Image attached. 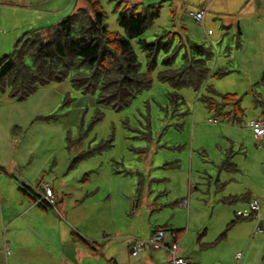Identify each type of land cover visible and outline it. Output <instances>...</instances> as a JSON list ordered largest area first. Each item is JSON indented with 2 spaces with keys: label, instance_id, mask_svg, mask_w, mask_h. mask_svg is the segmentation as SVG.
<instances>
[{
  "label": "rangeland",
  "instance_id": "1",
  "mask_svg": "<svg viewBox=\"0 0 264 264\" xmlns=\"http://www.w3.org/2000/svg\"><path fill=\"white\" fill-rule=\"evenodd\" d=\"M73 1L72 7L81 5V0ZM117 1L104 0L106 22L110 29L121 30L112 10ZM224 1L163 0L161 15L145 36L151 40L156 32L184 26L190 38L213 48L217 67L222 66L217 63L220 57L227 60L228 72L210 83L220 92H246L244 80L249 83V76L233 60L232 21L235 13L248 7H239L236 1L229 6L231 11L222 10ZM206 5L202 26L190 13ZM0 17L1 57L12 51L24 30L17 28L12 11L0 7ZM222 21L225 27L231 23L225 35ZM208 29L214 33L207 34ZM258 84L252 88L264 100ZM170 90L154 79L150 89L122 110L98 105L94 96L79 93L67 80L41 86L22 100L0 93V161L12 171V185L1 178L0 190L6 193L11 186L23 195L18 190L23 179L31 186L32 177L42 173L59 189L61 209L48 212L65 218L75 213L83 224L78 231L86 229L99 244L93 264H142L129 253L128 240L146 238L150 229L161 226L181 229L180 244L191 248L203 235L205 241L220 239L217 244L247 236L244 244L231 249V255L241 253V259L231 258V264H264V138L256 140L248 127L250 109L240 122L228 121L206 107L199 93L185 88L178 111ZM253 99L248 94L242 102L246 106ZM69 144H74L70 150ZM252 197L260 202L261 230L256 232L254 219L235 217ZM182 200L187 207L179 206Z\"/></svg>",
  "mask_w": 264,
  "mask_h": 264
},
{
  "label": "trees",
  "instance_id": "2",
  "mask_svg": "<svg viewBox=\"0 0 264 264\" xmlns=\"http://www.w3.org/2000/svg\"><path fill=\"white\" fill-rule=\"evenodd\" d=\"M162 6L163 0H118L112 9L121 29L117 30L106 22L104 0H81V5L57 22L25 31L12 51L0 57V93L22 100L41 86L67 80L79 93L94 96L98 105L122 110L150 89L155 79L169 85L176 110L184 101L181 90L187 88L199 93L198 98L215 114L240 122L245 111L243 96L220 92L209 81L228 72L224 65L213 63L211 46L190 38L184 26L156 32L151 40L145 36L160 17ZM206 10L207 6L199 11L204 15ZM255 84L264 87V71ZM252 96L254 105L261 107L262 100L253 88ZM28 188L19 186L24 193Z\"/></svg>",
  "mask_w": 264,
  "mask_h": 264
},
{
  "label": "crops",
  "instance_id": "3",
  "mask_svg": "<svg viewBox=\"0 0 264 264\" xmlns=\"http://www.w3.org/2000/svg\"><path fill=\"white\" fill-rule=\"evenodd\" d=\"M236 1L239 7H248L247 10L240 9L239 13H235L232 21V24H236V32L233 37L236 50L233 53V60L238 66H243L242 69L249 76L247 77L249 83L246 79L244 80L246 82V92H233L239 96L242 95L244 98L248 94H252L253 84L260 80L264 71V0H225L221 9L231 11L229 6ZM17 2L11 3L5 0L0 7L12 11L17 28H22L25 32L31 28L48 26L57 22L66 16L65 14L72 8L74 1L17 0ZM199 10L190 13V16L194 18V14ZM222 10L220 14H225ZM21 13H24V15ZM229 14L227 13V15ZM203 24L202 21L201 25L203 26ZM221 24L223 25L222 31H224L225 24L223 21ZM228 25H231V23ZM238 31L241 32L239 35H237ZM213 33L211 29L207 30V34ZM226 62L225 57H220L217 60L220 65H225ZM242 92H245L244 95ZM260 98L263 103L261 107L254 105L253 101L246 103V106L242 102L244 110L250 109L249 112L252 113L249 121L264 115V100L261 96ZM78 148L79 146L76 145L75 149ZM74 154L75 152L72 155ZM12 168H14L13 162ZM11 174L12 171L6 169L5 164H1L0 161V179L2 178L9 185H12ZM41 174L38 173L32 177L33 184L31 186L26 179H23L22 185L29 187L27 193L21 191L24 196L15 193L11 186L6 193L0 190V264H93L97 257L95 239L86 229L78 231L80 230L78 226L83 224L75 213L72 212L69 215L70 217L65 218L59 217L61 214L56 215L53 211V214L48 212V209L55 211L61 209L58 200L59 189L55 190L54 185H50L45 181ZM44 184H48L56 196L54 205H49L42 200V187ZM18 190H20L19 187ZM65 195L73 197L70 192H66ZM233 195V193L229 194V196ZM252 200H257V203H260L258 197L250 198V201ZM61 204L62 208L66 206L64 202ZM75 208L77 209V207ZM244 208L246 209V207ZM260 214L259 206V217ZM235 217L237 216L235 215ZM165 228L170 243L175 242L173 241L174 238L178 237L176 239L178 244L177 253L184 257L188 264H231V258L240 260L241 257H236L240 252L231 255V249L235 245L241 246V244H244L247 237L232 236L225 244H219L220 242L217 244L220 239L205 241L206 237L203 235L197 238L198 245L191 248L183 241L180 244L182 236H184L181 229ZM151 230L153 229H150L144 236H147ZM254 232H256L255 228ZM134 239L136 238L133 236L129 238L128 248H130ZM91 247L94 249H91ZM6 249L9 250L8 253ZM136 256L139 257L138 261L142 264H169L170 260V255L164 248L144 251Z\"/></svg>",
  "mask_w": 264,
  "mask_h": 264
},
{
  "label": "built area",
  "instance_id": "4",
  "mask_svg": "<svg viewBox=\"0 0 264 264\" xmlns=\"http://www.w3.org/2000/svg\"><path fill=\"white\" fill-rule=\"evenodd\" d=\"M203 11L196 12L194 14V18L202 22L203 20ZM249 127L253 132V135L256 140L260 141L264 138V115L260 116L257 119H253L249 122ZM191 185V183H189ZM42 200L47 202L49 205H54L56 201V196L52 190V188L48 184H44L42 187ZM182 207H187L188 202L183 200L180 204ZM235 215L237 217L248 218L251 217L255 220V231L261 230V225L259 221V205L257 200H252L249 202L248 208L243 210L236 211ZM157 248H164L170 255L169 264H188V261L178 255L177 243H170L168 239V233L165 229H156L153 232H150L148 237L146 238H136L132 242L129 248V252L131 255L136 256L139 253L144 251H149ZM7 253L9 252L6 249ZM237 258L241 257V254L238 253L236 255Z\"/></svg>",
  "mask_w": 264,
  "mask_h": 264
}]
</instances>
